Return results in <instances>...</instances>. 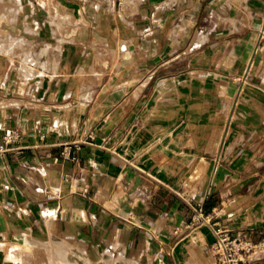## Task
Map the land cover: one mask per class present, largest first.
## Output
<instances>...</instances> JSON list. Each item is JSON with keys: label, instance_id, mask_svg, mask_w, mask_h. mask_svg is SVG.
<instances>
[{"label": "crops", "instance_id": "0c3cea01", "mask_svg": "<svg viewBox=\"0 0 264 264\" xmlns=\"http://www.w3.org/2000/svg\"><path fill=\"white\" fill-rule=\"evenodd\" d=\"M217 223L264 236V0H0V264H219Z\"/></svg>", "mask_w": 264, "mask_h": 264}, {"label": "built area", "instance_id": "2783aa9c", "mask_svg": "<svg viewBox=\"0 0 264 264\" xmlns=\"http://www.w3.org/2000/svg\"><path fill=\"white\" fill-rule=\"evenodd\" d=\"M93 137L92 134H90ZM16 139L13 132L5 136V142L10 143ZM86 140H75L66 143L62 155L70 158L74 144ZM212 216L206 213L200 206L195 208L191 226L202 222L210 223ZM178 231L175 230V233ZM212 250L216 261L219 264H242L248 258H264V236L254 238L245 233L244 229L233 230L229 224H216L215 240L212 243Z\"/></svg>", "mask_w": 264, "mask_h": 264}]
</instances>
